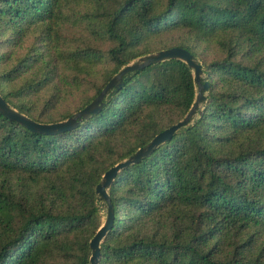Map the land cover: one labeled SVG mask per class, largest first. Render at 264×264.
I'll return each instance as SVG.
<instances>
[{"label":"trees","instance_id":"obj_1","mask_svg":"<svg viewBox=\"0 0 264 264\" xmlns=\"http://www.w3.org/2000/svg\"><path fill=\"white\" fill-rule=\"evenodd\" d=\"M175 47L202 65L206 98L118 174L100 264H264V0H0V94L41 124ZM199 92L168 60L125 75L71 131L0 112V264H91L104 175L184 120Z\"/></svg>","mask_w":264,"mask_h":264},{"label":"water","instance_id":"obj_2","mask_svg":"<svg viewBox=\"0 0 264 264\" xmlns=\"http://www.w3.org/2000/svg\"><path fill=\"white\" fill-rule=\"evenodd\" d=\"M168 60H180L186 63L193 71L195 75V82L200 88L198 98L195 102V105L189 112V114L184 118V120L179 123L171 126L167 130L158 134L150 144L139 149L133 156L129 159L120 162L116 166L112 167L103 178L102 183L97 187V193L107 202V217L104 221V224L99 229L95 237L90 243L92 249L91 264H100L101 261V246L103 241L106 239L107 235L113 230L115 225V215L112 205V201L109 195V189L116 180L118 174L128 166L139 163L144 157L150 155L155 148L170 141L173 138V135L179 131L181 128L189 126L194 117L197 114L198 109L200 108L201 102L206 98L203 95V90L208 88L207 85H202L201 79L203 75L202 65L196 62L194 56L186 49L175 47L167 50H162L157 53H153L147 56L140 58L139 60L132 62L127 65L115 78H113L104 90L98 95V97L92 101L87 107L78 112L75 116L69 118L66 121L55 123V124H41L38 123L28 116L21 114L17 110L13 109L7 101L0 94V112L7 118L17 121L28 129L38 132L41 134L55 135L58 133L71 131L77 127L78 121L87 119L92 115H96L101 111V105L104 102L106 96L109 92L119 85L123 77L128 73L142 70L148 66L162 63Z\"/></svg>","mask_w":264,"mask_h":264},{"label":"rangeland","instance_id":"obj_3","mask_svg":"<svg viewBox=\"0 0 264 264\" xmlns=\"http://www.w3.org/2000/svg\"><path fill=\"white\" fill-rule=\"evenodd\" d=\"M66 32H68L66 29H65ZM102 210H103V214L104 216L106 215L107 213V209L105 208V206L102 207ZM106 219V216L104 217V220Z\"/></svg>","mask_w":264,"mask_h":264}]
</instances>
